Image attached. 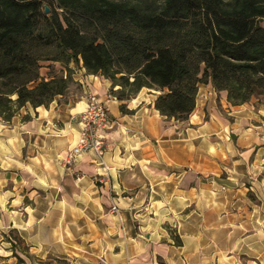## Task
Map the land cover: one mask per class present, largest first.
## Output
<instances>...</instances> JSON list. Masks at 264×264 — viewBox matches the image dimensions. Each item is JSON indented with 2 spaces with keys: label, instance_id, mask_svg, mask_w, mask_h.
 I'll use <instances>...</instances> for the list:
<instances>
[{
  "label": "crops",
  "instance_id": "obj_1",
  "mask_svg": "<svg viewBox=\"0 0 264 264\" xmlns=\"http://www.w3.org/2000/svg\"><path fill=\"white\" fill-rule=\"evenodd\" d=\"M58 72L77 84L76 99L0 118V264H185L213 245L233 248L231 262L264 264V103L231 104L208 80L180 121L154 107L159 90L119 101L81 61L40 68L45 79ZM87 93L108 108L105 147L66 164Z\"/></svg>",
  "mask_w": 264,
  "mask_h": 264
},
{
  "label": "trees",
  "instance_id": "obj_2",
  "mask_svg": "<svg viewBox=\"0 0 264 264\" xmlns=\"http://www.w3.org/2000/svg\"><path fill=\"white\" fill-rule=\"evenodd\" d=\"M261 21L264 0H0V118L65 95L69 74L45 79L44 61H81L119 101L159 90L154 107L180 121L208 80L231 104L264 103Z\"/></svg>",
  "mask_w": 264,
  "mask_h": 264
},
{
  "label": "built area",
  "instance_id": "obj_3",
  "mask_svg": "<svg viewBox=\"0 0 264 264\" xmlns=\"http://www.w3.org/2000/svg\"><path fill=\"white\" fill-rule=\"evenodd\" d=\"M110 122L105 102L94 93H87L86 105L79 113V133L75 143L69 149L65 163L71 164L78 156L93 152L101 156L105 147V135L102 130ZM115 208V206H113Z\"/></svg>",
  "mask_w": 264,
  "mask_h": 264
},
{
  "label": "rangeland",
  "instance_id": "obj_4",
  "mask_svg": "<svg viewBox=\"0 0 264 264\" xmlns=\"http://www.w3.org/2000/svg\"><path fill=\"white\" fill-rule=\"evenodd\" d=\"M260 23H261V25H264V21H261ZM72 66H74V65H72ZM55 75H62V73L58 72ZM78 96H79L78 86H77V84L75 82L70 80L65 95L60 96L58 101L59 102H66L68 100L76 99ZM220 191L223 192L224 190L220 189ZM144 204L145 205H142V206H146L147 201ZM8 234L15 241V243H14L15 247H17L21 251H24L25 250L24 249V245H23L22 240L19 237V235L16 232H8ZM169 234H170L173 242L175 244H179V243H177V240H178L179 237L176 234V231H175L174 227H171V229H169ZM3 237H6V236H3ZM217 237H218V239L221 240V236L220 235H217ZM217 237L214 235L212 237V239H216ZM180 243H181V241H180ZM215 244H218V242L215 241ZM232 254H233V248L222 247V246L218 247L217 245L205 246L204 257H203V259L201 261L194 262V263H185V264H246L245 260L242 259V256L240 257L241 260H238L239 256H240L238 254L236 255L235 261H232V262L229 261L228 259L231 258V257L228 258V256L232 255ZM45 262L49 263L51 261H45ZM17 264H18V262H17Z\"/></svg>",
  "mask_w": 264,
  "mask_h": 264
},
{
  "label": "water",
  "instance_id": "obj_5",
  "mask_svg": "<svg viewBox=\"0 0 264 264\" xmlns=\"http://www.w3.org/2000/svg\"><path fill=\"white\" fill-rule=\"evenodd\" d=\"M44 12H48V7L47 6L44 7Z\"/></svg>",
  "mask_w": 264,
  "mask_h": 264
}]
</instances>
